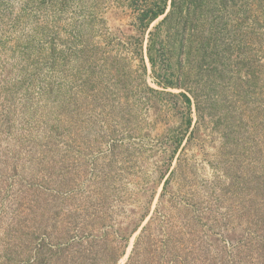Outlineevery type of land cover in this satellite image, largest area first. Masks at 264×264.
<instances>
[{
	"label": "rangeland",
	"instance_id": "rangeland-1",
	"mask_svg": "<svg viewBox=\"0 0 264 264\" xmlns=\"http://www.w3.org/2000/svg\"><path fill=\"white\" fill-rule=\"evenodd\" d=\"M0 264H264V0H0Z\"/></svg>",
	"mask_w": 264,
	"mask_h": 264
},
{
	"label": "trees",
	"instance_id": "trees-1",
	"mask_svg": "<svg viewBox=\"0 0 264 264\" xmlns=\"http://www.w3.org/2000/svg\"><path fill=\"white\" fill-rule=\"evenodd\" d=\"M156 17H157V13H155V15L151 17V19L153 20V19H155Z\"/></svg>",
	"mask_w": 264,
	"mask_h": 264
}]
</instances>
